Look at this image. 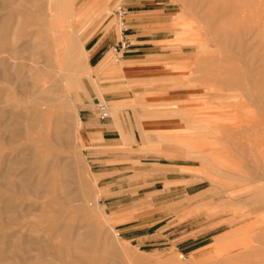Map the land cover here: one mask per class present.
Segmentation results:
<instances>
[{
	"label": "rangeland",
	"instance_id": "rangeland-1",
	"mask_svg": "<svg viewBox=\"0 0 264 264\" xmlns=\"http://www.w3.org/2000/svg\"><path fill=\"white\" fill-rule=\"evenodd\" d=\"M125 1L73 0L72 17H66L58 30H46L45 38L38 27L27 24L40 1L13 0L12 15H0L8 22L0 39L17 51L24 49L11 63L27 65L21 70L27 77L40 73L36 66H54L56 51L65 57L71 38L76 44V56L65 59L62 67L69 89L62 86V103H56L61 110L55 108L50 115L52 135L56 118L70 119L58 125L67 138L61 146L52 138L44 161L56 162L55 169L68 174L62 183L68 189H63L64 194L75 195L78 220L91 217L99 223L100 236L110 242V254L115 251L111 264H264V181L260 179L264 172V22L258 21H264V0H247L251 6L246 2L229 10L235 0L227 8L224 5L226 9L222 2L218 11L210 5L216 1L198 0L204 3L198 6L193 0H171L177 58L155 83L158 93L151 98L144 86L137 85L126 101L111 104L100 97V104L108 107V119L101 118L99 103L91 100L96 117L102 123L116 122L121 137L109 148L90 145L81 108L88 81L101 70L90 66L86 45L100 21L99 25H117L120 31L114 10ZM206 7L215 16L206 9L207 15ZM237 13L255 29L232 27L239 30L235 35L230 29L224 32ZM115 60L111 55L104 62L116 70L121 67ZM10 87L17 86H6L14 96L9 104H17ZM257 151L263 154L257 156ZM1 231L10 233L5 226ZM8 245L0 240V246ZM0 264L18 263L0 256Z\"/></svg>",
	"mask_w": 264,
	"mask_h": 264
},
{
	"label": "bare ground",
	"instance_id": "bare-ground-1",
	"mask_svg": "<svg viewBox=\"0 0 264 264\" xmlns=\"http://www.w3.org/2000/svg\"><path fill=\"white\" fill-rule=\"evenodd\" d=\"M19 1L22 2L24 0ZM27 1L30 3L35 2V0ZM38 1L41 2L40 8L36 10L33 15L29 16L27 24L30 22L32 26L38 27L41 33L40 35L44 38L45 35L43 33H46V30L49 29L51 32L58 30L56 28L62 26L65 22V18H71L74 13L73 8L75 4L73 0H49L47 4H44L43 0ZM208 1H216V3L210 2L212 3L210 4L212 8L214 7L216 10L221 6V3L224 2L222 5L224 8L221 7L220 10L222 13V8L226 9L228 4L230 6L234 0H231L230 3H228L230 0H227L228 2L225 0L226 3L224 0ZM217 1L220 5H218ZM243 1L244 0H240V2L238 1L239 3L235 4V0V3L231 5L232 7L230 6L227 9L236 8L239 4L243 3L245 5L247 0ZM193 2L198 4V0H193ZM250 2L252 3V1ZM250 2H247V4L249 3L251 6L252 4ZM15 4L13 0H10V2L9 0H0V15L4 12H10L11 14V7ZM200 4H198V6H202L204 3H202V5ZM206 5L207 7L210 6L208 3ZM224 5H227L226 8ZM207 7L204 9L206 10ZM210 8L207 10L210 11ZM207 10L204 12H207ZM216 10L215 12L218 11ZM212 11L213 10L210 11L211 13L207 12V15H213ZM247 12L245 10L244 12L242 11L241 14ZM249 14L252 15V12ZM238 16H236L237 18L235 17L236 19L232 16L233 21L230 19L232 25L224 28V32L225 29L226 31L230 29L235 35L239 31L237 30L239 27L244 28L246 32H248L247 27L249 28L250 26V28H254V24L250 23L251 21L248 23L245 21L246 16L241 17L239 14ZM250 17L247 21L251 19ZM259 17L257 15V18ZM226 18L229 20L231 17ZM11 19V21H13L14 16H12ZM238 19L240 20L238 21ZM261 19L262 18H259L258 21L264 22ZM7 23L6 19L0 20V38L3 37V34H5L4 32H6ZM255 23H257V21ZM261 26L262 25H260V28L263 27ZM232 27H236L237 29ZM259 29L258 31H260ZM242 31L243 30H241V32ZM261 34L263 33L261 32ZM12 35L16 37L17 32L12 31ZM37 37L40 36L37 35ZM71 40L72 38L66 48L65 57L63 56L62 58V55L60 57L59 52L56 51V63L54 66L43 64V67L36 66V69L40 70V73L27 77L25 73L23 74L21 71L25 69L27 65L11 63L12 59L15 56L17 57L18 51L22 50L23 52L24 49L21 48L17 51L9 42L0 39V86H3L0 89V229L3 230V226H5V228L10 230V233L0 232V240L9 242L7 247L0 246V256L13 258L18 264H111L110 259H113L115 256V251L111 253L114 254L113 256L109 252L110 242L108 245L107 241L104 240L105 238L100 236V226L96 220L91 217L77 219L79 210L74 208V198L76 197H74L75 195L73 192L70 195H65V190L63 191V189L66 188L62 187V183L67 179L66 176L68 174L66 176L63 175L66 171L64 172L63 170L62 172L61 169L60 172H58L55 169L56 162H52L51 165H48L47 162L44 161L45 158H43V154L48 152V147L52 138L60 146L63 139L67 138L65 135L64 138L60 132V128L58 129L59 124L67 123L68 119H66V116V118L63 116L58 119L56 118V120L54 119L56 128L54 127L55 132L53 135L51 134L52 132L49 133V131H51L49 130V126L53 123V119L50 116L51 113L55 111V108L57 111L60 108L56 103H62V99L59 95L62 86L65 90L69 89V84L65 83L66 79L62 67L65 59L70 60L71 57L72 60L73 57L76 56V44L73 42L71 43ZM82 47L83 44L81 45V49ZM24 48H28V46L24 44ZM4 54L6 55L5 57H3ZM38 57L39 56H37V58ZM30 59L33 61V58ZM28 61L29 59L27 62ZM84 64H88L87 54L85 55ZM105 67H107V65ZM7 84L17 86L16 88L10 87L11 91L15 92L14 94L18 97V99L15 100L17 104H9L10 101H14L12 98L14 96L13 93H7L9 91L6 88ZM240 89L242 90L243 88ZM19 96L22 101L19 99ZM65 104H68V102L65 101ZM59 112L61 113L63 111ZM79 126L80 122H78V127ZM65 141H67V139ZM65 143L66 142H64V144ZM260 154H263V152L257 151V156ZM54 159L56 161L55 157ZM260 179L264 181V172L261 174ZM69 180L73 182L75 178L72 177ZM69 187L71 188V186ZM103 234V236H105V233ZM135 264L143 263L137 262Z\"/></svg>",
	"mask_w": 264,
	"mask_h": 264
},
{
	"label": "crops",
	"instance_id": "crops-1",
	"mask_svg": "<svg viewBox=\"0 0 264 264\" xmlns=\"http://www.w3.org/2000/svg\"><path fill=\"white\" fill-rule=\"evenodd\" d=\"M170 1L126 0L120 5L128 10L120 31L117 25H99L101 21L91 30L86 51L90 66L101 71L88 81V96H84L85 107L81 108L88 144H103L109 148L118 136L121 137L116 122L102 123L96 117L91 100L100 103L101 97L111 104L126 101L130 90L137 85L144 86V92L151 98L158 93L154 89L155 83L163 77L162 73L168 69L166 66L177 58L173 44L176 40V13ZM121 43L128 48L117 63L121 68L112 70L108 68L110 62L107 65L104 60L111 55L117 58L115 50ZM171 95L167 94L168 97ZM79 128H82L81 122Z\"/></svg>",
	"mask_w": 264,
	"mask_h": 264
},
{
	"label": "built area",
	"instance_id": "built-area-1",
	"mask_svg": "<svg viewBox=\"0 0 264 264\" xmlns=\"http://www.w3.org/2000/svg\"><path fill=\"white\" fill-rule=\"evenodd\" d=\"M114 13L116 14L120 25L123 26V22L125 17L128 15V10L126 7L124 6H118L115 10ZM128 48V46L124 43H121L120 46L115 50V53L117 55V58L115 60L116 63H119L121 60V56L125 53L126 49ZM98 110L99 113L101 115L102 119H108L110 117V113L108 110V107L104 104H98Z\"/></svg>",
	"mask_w": 264,
	"mask_h": 264
}]
</instances>
